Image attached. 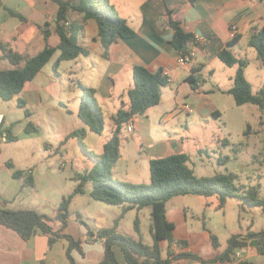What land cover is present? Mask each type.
Segmentation results:
<instances>
[{"label":"rangeland","instance_id":"1","mask_svg":"<svg viewBox=\"0 0 264 264\" xmlns=\"http://www.w3.org/2000/svg\"><path fill=\"white\" fill-rule=\"evenodd\" d=\"M139 1L141 0H110L121 16L133 12ZM19 2L10 0L8 5L17 9ZM57 6L56 2L48 0L43 8L48 10V17L45 19L50 23L49 28L53 33L48 42L39 24L32 22L23 25L20 18L15 16L0 26L1 44L10 45L15 51L29 56L36 55L48 44H56L59 40L55 31ZM70 16L72 19L84 21L81 14L70 12ZM46 21H42V26H45ZM87 23L80 38V42L86 46L92 36L98 33L96 20L88 19ZM246 48L251 50L248 57L245 55ZM60 53L57 51L34 81L27 84L26 88L35 91L36 99L41 95L43 102L33 103L24 92L9 101L0 98V125L3 124L4 129L7 128L17 137L12 141L0 135V198L8 200V207L13 210L31 209L54 217L64 198L72 196L67 230L75 238L84 241L86 258L82 260L77 250L72 254L81 264H99L104 257V249L99 241L87 244L89 229L96 231L102 227L116 226L118 233L152 244V208L147 206L140 210L130 209L122 216L121 205L108 204L92 197L91 181L85 184L83 193L73 196L78 184L75 180L76 173L94 168L98 164L95 155L102 157L104 144L112 136V120L109 113L105 112L103 134L91 131L82 121L78 112L84 91L79 87V79L85 86L89 85L88 78H84L83 71L80 70L83 65L81 60L86 57L78 58L77 65L74 60H63L54 68ZM237 53L245 55L243 58L249 60L245 75L253 86V92L257 93L264 85V73H261L264 68L259 66L257 51L244 41L239 44ZM218 62L222 64L221 61ZM8 65V61L0 60L1 69ZM233 70L235 75L237 66ZM204 76L207 81L198 77L199 87L203 86L204 89H212L216 83L223 87L228 83V74L220 71L215 78L207 74ZM168 90H171L170 85ZM201 93L197 92L209 104L217 105L222 115L211 116L210 121L201 119L198 115V119L194 120L185 113L177 116L180 118L176 119L179 123L176 136L183 137L185 141L184 151L190 156L189 165L198 176L234 172L238 174V185L243 187L245 193L259 185L257 195L264 198V111L254 104L238 105L231 93ZM168 94L164 97L168 98ZM172 95L173 92L169 96ZM19 98L25 99L27 106L21 107ZM192 98L187 100L192 101ZM126 99H129L128 95ZM195 101L194 99L193 105ZM168 106L166 104L164 107L170 111ZM156 108L157 105L152 107L150 114L153 115ZM26 109L31 115H27ZM29 122L37 126L38 130L31 126L28 132L26 127ZM158 126L156 124L154 129ZM79 128L86 131L83 140L85 148L78 136H69ZM120 136L123 156L115 165L113 177L123 180V175L129 173L126 181L150 183L148 159H140L139 164L130 160L132 152L125 144L131 134L124 127ZM9 161L14 167L7 165ZM137 166L139 172L135 171ZM16 170L22 172L20 177H14ZM167 210L177 224L175 235L188 238L190 249L208 261L226 251L232 236L249 231L259 232L264 228V206L248 205L238 196H227L221 206L218 193L211 196L178 195L168 200ZM137 217L140 219L139 231L136 229ZM212 233L218 238V248L213 245ZM163 246L166 248L167 242H163ZM254 247L250 244L240 249L241 255L238 258L264 264V255L253 249ZM118 250L122 260H125L120 249Z\"/></svg>","mask_w":264,"mask_h":264},{"label":"trees","instance_id":"2","mask_svg":"<svg viewBox=\"0 0 264 264\" xmlns=\"http://www.w3.org/2000/svg\"><path fill=\"white\" fill-rule=\"evenodd\" d=\"M58 4L55 31L59 36L56 44H48L43 50L33 56L15 51L0 42L1 57L7 59L12 67L0 68V98L9 101L18 96L32 81L43 67L48 64L57 51L60 55L54 64V68L63 60H73L83 55L88 56L90 49L80 42L84 31V21L96 20L98 24V39L104 47V56L107 57L111 45L120 39H128L136 35L135 29L128 20L122 17L111 4L110 0H53ZM70 12L83 16L84 21L72 19ZM172 13L171 10H169ZM11 15L26 21V17L16 10H10ZM50 23L39 25L45 39L51 36ZM169 25L174 29L171 44L179 54L189 53L192 44L200 45L197 37L186 31L180 21L173 18ZM239 36L236 34L228 47L219 52L220 60L228 66H237L234 77V85L229 90L238 105L254 104L264 111V85L257 93L253 92V86L245 75V68L249 60L237 56L232 49ZM249 45L257 51V58L264 68V26L253 31ZM168 75L164 68L156 71L144 65L133 67V85L128 91V101L122 102L113 118L116 128L112 136L104 144L102 157L95 155L98 164L83 173H76L78 182L73 193L84 192L85 184L92 182L91 195L94 199L108 204L121 205L122 216L130 209H142L150 206L153 219L152 233L154 242L145 243L117 232V227H102L98 230L89 229L91 237L104 240V257L99 264H122L117 256L116 248L120 249L127 264H184V261L195 260L202 264H257L247 258L240 259L237 253L240 249L250 245L256 240L259 245L254 248L264 255V228L259 232L249 231L246 234H236L229 240L226 251L213 260H205L200 254L189 250L190 242L187 238L175 235L176 222L169 218L167 202L171 197L178 195H202L211 196L219 194L220 204L224 205L227 196H238L251 206H264V198L258 197L259 185L253 187L248 193L238 185L239 176L234 172H225L212 176H198L189 165L190 156L185 152H177L164 157L150 159L151 181L148 184L119 180L113 177V170L117 161L122 157V142L120 133L130 121L140 114H144L149 108L160 103L162 87L169 85ZM194 87L197 89L199 82ZM84 94L81 98L79 117L86 123L90 130L103 134L105 131V119L96 99V89L85 86L79 82ZM19 105L26 106V101L19 98ZM27 115H31L26 109ZM214 116H219L213 112ZM38 130L32 122H29L26 130ZM6 133V140H16L17 137L7 128L0 125V135ZM86 131L84 128L74 130L69 136H78L82 146ZM68 136V137H69ZM1 153V149H0ZM9 167H14L12 162H7ZM22 172L16 170L14 177H20ZM71 198H64L54 217L39 213L31 209L13 210L8 207L9 201L0 198V223L15 230L24 240L30 241L38 233L49 237V246L59 238L68 241L67 256L72 264H79L72 252L77 250L84 253L83 243L80 238H75L69 232L68 216ZM136 229L140 230V219H136ZM61 223V225H59ZM215 248L219 241L215 234H211ZM163 242H167L164 248ZM39 264H44L42 260Z\"/></svg>","mask_w":264,"mask_h":264},{"label":"crops","instance_id":"3","mask_svg":"<svg viewBox=\"0 0 264 264\" xmlns=\"http://www.w3.org/2000/svg\"><path fill=\"white\" fill-rule=\"evenodd\" d=\"M9 1L0 0V26L10 20L11 17H15L11 15L10 10L21 12L27 18L26 21L20 19L24 23L23 25L34 22L42 26V21H46L45 18L48 17V10L43 9L48 0H19L17 9L10 7ZM122 17L126 18L135 29L136 35L113 43L108 56L105 57L104 47L98 39V33L94 34L87 45L90 54L85 56L86 59L81 60L83 65L80 70L83 71L84 78L89 80L87 85L90 86L87 87L96 89L95 99L102 113H109L112 120L110 129L112 134L116 128L113 116L122 102L128 101L126 97L133 85V67L140 64L153 71L164 68L169 72L171 90H168V86L161 90L162 99L153 115L150 114L151 107L144 114L134 118L135 129L130 133L131 136L128 137L125 144L128 150L132 152L130 160L139 164V160L146 157L150 166L151 158L185 152L183 137L176 136L179 129V123L176 122V119L180 118L177 117L179 113L191 115L194 120L198 119V115L206 121H210V117L214 116V111L218 115H222V111L217 105L209 104L197 92L201 91V94L208 92L214 94L217 92L229 93L234 85V66L231 67L223 63L219 58V52L228 47L229 42L234 38L231 33L232 24H237L236 34L239 36L237 43L230 47L232 51L237 55V48L240 43L246 41L249 44L253 31L264 26V0H141L136 4L133 12ZM171 18L180 21L186 31L199 38L200 45L192 44L189 48L190 52H194V62L191 65L178 62L179 53L171 44L174 34V29L169 25ZM87 22L88 20L84 21L85 28ZM52 35L53 33H51ZM8 47L13 48L10 45ZM249 53L251 50L246 48L245 55L247 56ZM1 55L2 50L0 48V60L8 61ZM81 56L83 57V55ZM81 56L73 59L76 65L79 64L76 60ZM237 56L244 57L242 55ZM218 61H221L222 64ZM4 64L6 65V63ZM259 66L262 67L260 61ZM10 67L12 65L9 62L7 68ZM218 71L228 74L227 85L223 87L216 83L212 89H204L203 86H198L197 89L194 87L197 85L198 77L207 81L204 78L205 74L215 78ZM34 79L30 82H33ZM79 82L83 83L80 79ZM26 87L22 92L33 103L43 102L41 95L36 99L35 91ZM172 92L173 95L170 97ZM165 94H168V98L164 97ZM189 98L196 100L195 105H193V100H187ZM181 103L189 104L191 110L187 113L178 112L177 106ZM166 104H169L170 111L164 107ZM156 124L159 126L154 129ZM1 137L4 138L3 135ZM135 171L139 172L138 166ZM123 176V180H128L129 173ZM169 218L174 220L170 216ZM66 232H68L67 229ZM42 235V233H38L30 241H26L15 230L0 223V264H39L42 260L44 264H72L67 256L68 241L66 239L59 238L50 247L49 237L45 234ZM87 241V244H94L99 241L104 249V240L102 239L97 240L89 235ZM190 246L189 250H191ZM118 251L116 248L120 262L127 264L125 260H122ZM79 254L82 260L86 258L85 251L83 254L80 252ZM75 259L81 264L80 260L76 257ZM183 263L201 264L191 260Z\"/></svg>","mask_w":264,"mask_h":264},{"label":"built area","instance_id":"4","mask_svg":"<svg viewBox=\"0 0 264 264\" xmlns=\"http://www.w3.org/2000/svg\"><path fill=\"white\" fill-rule=\"evenodd\" d=\"M236 30H237V24H232L231 26V33H232V36L234 37L236 35ZM197 40H199V38H197ZM193 55H194V52H190L187 53V54H179V57H178V62L180 64H193L194 60H193ZM165 74L168 75V78H169V81H171V78H170V75H169V72L167 70H165ZM177 110H182V111H185V112H189L191 110V107L189 104L187 103H181L177 106ZM135 129V123H134V118L130 121V123L127 125V130L131 133L133 132ZM3 137L6 138V134H3ZM240 255V253L238 252L237 253V256Z\"/></svg>","mask_w":264,"mask_h":264},{"label":"water","instance_id":"5","mask_svg":"<svg viewBox=\"0 0 264 264\" xmlns=\"http://www.w3.org/2000/svg\"><path fill=\"white\" fill-rule=\"evenodd\" d=\"M252 246H258L259 243L256 240H252V242L250 243Z\"/></svg>","mask_w":264,"mask_h":264}]
</instances>
